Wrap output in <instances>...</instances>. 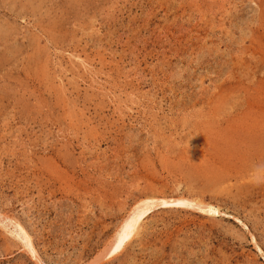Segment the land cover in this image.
<instances>
[{
    "label": "rangeland",
    "instance_id": "rangeland-1",
    "mask_svg": "<svg viewBox=\"0 0 264 264\" xmlns=\"http://www.w3.org/2000/svg\"><path fill=\"white\" fill-rule=\"evenodd\" d=\"M149 197L221 214L105 258ZM2 218L42 263L0 223V264H264V0H0Z\"/></svg>",
    "mask_w": 264,
    "mask_h": 264
},
{
    "label": "bare ground",
    "instance_id": "bare-ground-1",
    "mask_svg": "<svg viewBox=\"0 0 264 264\" xmlns=\"http://www.w3.org/2000/svg\"><path fill=\"white\" fill-rule=\"evenodd\" d=\"M174 206H182L184 208H191L194 210L201 211L209 216H216V215L221 214L219 208L216 207L215 205L210 204V203H204L194 198L184 197V198H181L180 200L176 199L172 201V200H166V198L156 199V198L149 197L145 200L138 202L133 207V209L131 208L132 209L131 213L124 221L121 229L118 230L119 232H117V235L115 236L113 243L111 244L109 249L104 253V257L112 258L118 255L119 253H121L123 249L125 248V246L136 235L135 233L137 231L139 224L143 222V220L146 219L151 213H153L154 210L158 208H168V207H174ZM0 223L3 225V227H6V228L11 226L12 235L14 234L16 237H18V239L23 242L26 249L31 254H35L38 260L42 263V261L38 257L36 248L32 244V239L30 235L28 234V232L25 230V228L22 225L18 224L17 222L9 218H2L0 220Z\"/></svg>",
    "mask_w": 264,
    "mask_h": 264
}]
</instances>
